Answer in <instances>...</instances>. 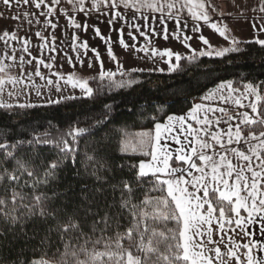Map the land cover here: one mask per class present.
<instances>
[{
  "label": "snow or ice",
  "instance_id": "snow-or-ice-1",
  "mask_svg": "<svg viewBox=\"0 0 264 264\" xmlns=\"http://www.w3.org/2000/svg\"><path fill=\"white\" fill-rule=\"evenodd\" d=\"M0 5L9 12L7 19L18 22L12 30L0 29V41L4 45L0 48V120L19 117L21 113L14 109L39 107L27 98L33 92L37 98H43L47 94L42 88H48L49 93L53 89L60 93L59 99L48 96L44 100L48 105L78 99L75 95L63 94L61 80L73 89L79 88L83 97H96L89 79L84 76L70 72L65 77L59 71L47 76L41 71V66L51 71L57 60L54 56H32L30 32L34 23H41V17L45 18L43 27L34 35L42 42L39 49L51 46L53 52L57 51L54 33H49L51 39L43 33L49 27L55 29L60 16L69 17V25L80 29L82 24L71 16L72 12L85 17L93 12L103 15L109 29L117 33L118 45L129 55L133 49L148 51L147 46L137 48L135 43H130L138 38L179 41L190 50L189 54L170 47L151 48L152 56H159L169 73H183L185 59L193 64L198 57L227 59L229 53L244 58L246 48L241 45L255 44L264 50V38H260L264 36V0H256L255 7L251 0L248 4L244 0H229L236 21L247 23L251 29L252 38L247 40L231 34L225 23L232 18L231 12L221 10L218 16L210 15V10L217 12L212 0H91L87 6L85 0H68L67 5L62 0H0ZM249 12L253 15H248ZM50 17H55L56 22ZM5 18L4 11H0V19ZM25 22L28 29H23ZM204 28L223 38L228 46H213L203 34ZM83 29L87 31L86 22ZM22 30L24 36L19 35ZM93 31L106 42L108 57L117 61L111 36H104L95 26ZM73 39L78 38L74 35ZM193 40L205 47L194 48L190 43ZM10 42L20 44L19 50ZM72 47L76 63L83 66L81 49L86 56L87 42H82L78 48L74 44ZM92 51L99 61V78L107 77L111 81L116 72L104 71L99 51ZM65 57L68 64H73L72 56L65 53ZM117 64L120 71L123 64L119 61ZM27 66H31V71ZM88 67H93L91 61ZM14 68L17 69L15 75L12 74ZM147 71L164 72L165 68H148ZM35 77L45 83L36 84ZM217 79L219 82L199 97L201 102L194 103L186 113L168 114L164 123L152 116L154 135L141 132L135 144L124 141L119 146L121 153L139 150L145 158L138 163L118 164L107 155L103 141H97L94 155L87 156L88 161L98 165L90 175L107 187H89L86 183L80 185L78 191H73L71 184L63 191L54 187L58 171L66 166V161L75 165V142L89 131L87 128L73 125L54 141L59 155L46 165L35 150L27 158L15 155V151L23 144L53 143L46 139L47 133L27 141L0 143L3 150L0 157V264H53L43 256L23 262L18 258L13 260L14 246L21 241L24 247L16 253L17 257L23 255L33 241H37L32 246L34 256L41 249L57 245L55 264H264V81L253 83L242 76L241 88L235 86L237 81L233 79ZM138 83L130 79L116 86L123 88ZM4 95L16 98V102L3 100ZM21 96L26 98L24 103L19 102ZM166 106L165 102L152 107L158 112L159 107ZM110 112L111 107L104 105L102 118L92 127H102L109 120ZM65 136H70L72 143ZM162 140H171L178 147L172 149L167 142L161 143ZM95 153L105 155L97 159ZM9 160L13 162L11 168L4 166ZM125 167L133 173L131 180L121 178L111 183L97 174L99 168H106L115 180V172ZM41 186H47L51 194L38 192ZM117 188L121 192L118 205L114 196L112 202L107 196L109 190L114 194ZM136 192L142 193L143 198L137 197L134 202ZM114 208L117 211L114 212ZM125 211L127 216L123 218L127 225L121 223ZM242 211L245 214L242 215ZM236 236L243 242H237Z\"/></svg>",
  "mask_w": 264,
  "mask_h": 264
},
{
  "label": "trees",
  "instance_id": "trees-1",
  "mask_svg": "<svg viewBox=\"0 0 264 264\" xmlns=\"http://www.w3.org/2000/svg\"><path fill=\"white\" fill-rule=\"evenodd\" d=\"M246 48L244 58H240L239 54H226L224 57L204 56L198 57L193 64L184 65L183 73H169L168 71L158 72L130 70L121 71L110 81L107 77L103 80L97 74L89 76L90 86L96 94L95 98H87L76 94L79 97L75 100L62 101L60 104L48 105L44 102L37 103L40 106L35 109H14V112H20L19 117L12 116L0 120V143H15L17 140H31L33 137L43 136L47 133L46 139L53 143L29 145L23 144L15 151L17 156H27L34 150L37 151L45 161V165L57 158L59 149L55 147L54 141L58 140L61 135L67 133L71 126L75 125L80 128L89 129L88 132L80 135L76 142L77 149L76 163L73 165L70 161H66V166L58 171L57 181L54 185L57 191H63L69 184L73 186V191H78L80 185L88 184L97 187H107L98 183L94 177L90 175L95 161H88L87 156L94 155V149L97 147V141H103L107 146V155L110 159L115 160L118 164H135L143 157L142 154L121 153L119 146L124 135L131 131L141 128H154V123L150 122L152 116H157L161 123L165 122L168 114H184L192 106L195 99L202 96L209 88H213L220 79H233L237 81L235 86L241 87L240 78L246 77L247 81L253 83L264 81V50L258 45L251 46L241 45ZM135 79L138 84L117 87L116 83ZM116 82V83H113ZM98 90V92H97ZM145 101L148 103L145 104ZM167 103L166 107H159V111L153 110V105L160 106ZM111 107L110 118L102 127H92L96 120L102 118L103 106ZM2 111V110H0ZM27 115H24V112ZM143 112V115L141 113ZM78 121V123H77ZM65 139L72 143L70 136ZM97 159L105 155L104 153H95ZM3 156V150H0V157ZM39 159L36 163L39 164ZM5 167L11 168L13 162L9 160ZM42 174L43 167L40 169ZM79 173V175H77ZM98 175L107 178L111 183H116L121 178L131 180L132 171L125 167L123 171L115 172V180L112 179V172L106 168H99ZM30 191V189L28 190ZM40 191H48L47 186H41ZM125 197L127 193L124 194ZM109 202L113 201V196L117 205L119 204L121 192L117 188L113 194L111 190L107 193ZM142 199V193H134L135 198ZM113 211H117L116 208ZM127 216L125 211L121 217V223L127 225V220L123 217ZM171 227V225H169ZM156 227H161L156 225ZM31 233V225L28 229ZM37 243L33 241L24 251V254L17 257L16 253L24 247V241L16 244L13 249L11 258L13 260L38 259L43 256L55 264L58 259L56 253L57 245H53L50 249H41L33 255L32 246ZM61 247V251H62ZM46 252V255H45Z\"/></svg>",
  "mask_w": 264,
  "mask_h": 264
},
{
  "label": "crops",
  "instance_id": "crops-1",
  "mask_svg": "<svg viewBox=\"0 0 264 264\" xmlns=\"http://www.w3.org/2000/svg\"><path fill=\"white\" fill-rule=\"evenodd\" d=\"M62 3L64 5H67L68 0H62ZM86 6L91 4V0H85ZM245 4L249 3V0H244ZM251 3L253 7L256 6V0H251ZM212 4L217 7V12L212 13L210 10V15L212 16H218L219 12L223 10L224 12L228 13L231 12L232 18L228 19L225 21V23L228 25V28L231 29V34L236 35L237 37L241 39H251L252 38V32L251 29L249 28L248 24L245 22H237L235 19V12L232 11V9L229 7V0H212ZM71 7V6H69ZM0 11H4L5 19H0V29H7V30H12L18 26V22L13 21L11 19H7L9 16V12L5 10V7L3 5H0ZM106 11V9H105ZM248 15H253V13L249 12ZM72 17L76 18V21L78 23L82 24V27L80 29H76L74 26L69 25L68 20L69 17L67 16H60L59 17V23L58 26L55 29H52L49 27L46 31L44 32V36L49 37V33H54L56 37V44L55 47L57 48V51L53 52L51 51V46L46 47L44 49H39L40 41L39 37H36L34 35L35 31L41 30L43 27V20L45 18L41 17V23L40 24H33L31 28V46L30 50L33 52L32 56L38 55L39 57H44V53L49 52V54L52 56L56 57V54L59 55L57 57V63H55V67L57 68H63L64 65L65 67H70L71 71H75V57L76 53L73 51L72 45L74 44L77 48L82 42H87L88 45V50H87V55L84 56L83 52L84 50L81 49V55L84 60V64H88L89 61H91L93 67L91 72L87 73V76H91V74H97L99 75V72L101 71L100 66H99V61L95 59V53L92 51V49H96L100 53V60L103 61V70L104 71H112L116 73H121V71L124 70H130L133 68L136 69H145L147 70L148 68H155V67H162L165 68V71H167V66L164 62L160 60L159 56H152L151 53V48L152 47H157L158 49H163L165 47H170L174 51H180L183 54L187 55L190 53L189 49H185L183 45L179 41H175L172 39H169L167 41L162 40L160 37H155L151 39L150 41L144 39V38H138L135 42H130V43H135L137 48L147 46L148 51H137L133 49L131 55H129L125 50H123L117 43V33L113 30L109 29L108 24L104 20V16L98 13L93 12L91 16L85 17L82 16L81 14L77 12H72L71 13ZM49 19H52L53 22H56L55 17H50ZM86 22L87 24V31H84L83 25ZM171 23V22H169ZM93 26L98 27L101 31V33L104 36H111V44L114 53L117 56V61H119L120 64H123V68L120 71H117V61L111 60L106 52V42L101 39L100 36L95 35L93 31ZM28 25L25 22L23 24V29H28ZM203 34L210 39V43L214 46H220L223 44H228V42L224 41L223 38H219L218 35H213L212 30L208 28H204ZM147 31V29H145ZM20 36H24L25 32L22 30L19 32ZM77 37L78 39H73V36ZM264 38V36L260 37ZM51 39V37H49ZM125 39L127 40V31L125 32ZM12 44H15V47L17 50L20 48V44L15 43V42H10ZM192 46L194 48L200 49L204 48L202 44L197 43L195 40L190 41ZM3 41H0V48H3ZM35 53V54H34ZM65 53H67L68 56L73 57V64H68ZM24 54V53H20ZM47 54V53H46ZM26 56V59H31L30 56H27V54H24ZM6 63H11V61H5ZM187 64V60L182 61V66ZM88 68V67H87ZM95 68V69H94ZM15 69V68H14ZM44 69V67H43ZM64 69V68H63ZM17 70V69H16ZM45 70V74L46 69ZM54 71V70H53ZM86 76V78H87ZM89 78V77H88ZM201 100L199 98L195 99L192 106L194 103H200ZM191 106V107H192ZM182 115V114H180ZM166 121V119H165ZM177 146V145H176ZM178 147V146H177ZM243 212V211H242ZM245 214V213H244ZM231 234V233H230ZM234 235V234H232Z\"/></svg>",
  "mask_w": 264,
  "mask_h": 264
},
{
  "label": "rangeland",
  "instance_id": "rangeland-1",
  "mask_svg": "<svg viewBox=\"0 0 264 264\" xmlns=\"http://www.w3.org/2000/svg\"><path fill=\"white\" fill-rule=\"evenodd\" d=\"M48 31H45V32L48 33ZM214 46H216V45H214ZM220 46L226 47V46H228V44H223V45H220ZM220 46H217V47H220ZM46 53H44V57H53L52 56L53 51H52L51 55L49 54V52H46ZM32 54H33V52H32ZM37 57H38V55H37ZM56 57H59V55L56 54ZM34 63H35V61H34ZM55 63H57V61H55L54 64ZM187 63H189V62L187 61ZM27 67H28L29 71H31V66H27ZM87 67H88V64H83V66H81V65H79L77 63V64H75V71H71L70 70V67H67L66 68L65 65L63 67L64 69L63 68H57V67H55V65L51 69V71L49 69H46V68H44V69H46V72H47L46 75L47 76H51L52 75V72L59 71L60 73H63L65 75V77L70 72H75V73H77L80 76L86 77L87 76V73H89V72H91V70H93L92 68L89 69V67L88 68ZM44 69H43V66H41V71L43 73H45V70ZM12 74L13 75L17 74V70L16 69H12ZM88 77L89 76H87V78ZM88 79H90V78H88ZM34 80H35V83L38 84V85H43L45 83V81L42 80V79H40L39 77H35ZM60 84L62 86V92H63L64 95H66V96H68V95H76V94L82 95L79 88L73 89L71 87V85H65L63 80L60 81ZM9 90H11V86H9ZM41 91L43 93H46L47 95L44 96L43 98H37L35 96V93L33 92L32 95L30 97H28L27 99L30 100L31 102H34V103H42V102H44L45 99L48 98V96H51V98H53V99H59L60 93H56L54 89H53V91L51 93H49L48 88H42ZM2 99L3 100H6L9 103H15L16 102V98H10L7 95H4ZM18 99H19V102L20 103H24L26 98L23 97V96H21ZM141 132H151L154 135V128H141V129H136L135 131H131V132L127 133L126 135H124V137L122 138L121 144L124 141H131L133 144H135L138 141V139H139L138 134L141 133ZM165 142H167L171 146L172 149H174L175 147H177L174 144V142H172L171 140H168V141L162 140L161 141V143H165ZM127 152L128 153H132V154H136V153L137 154H142L139 150L133 152L131 149H129ZM243 214L244 213L242 212V215ZM235 239L237 240V242H243V241H241V237L240 236H236Z\"/></svg>",
  "mask_w": 264,
  "mask_h": 264
}]
</instances>
